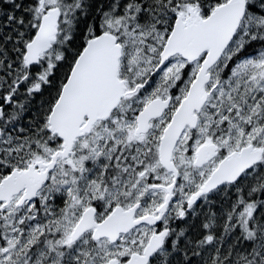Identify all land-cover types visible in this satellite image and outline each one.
<instances>
[{
	"label": "snow or ice",
	"instance_id": "6c2138e0",
	"mask_svg": "<svg viewBox=\"0 0 264 264\" xmlns=\"http://www.w3.org/2000/svg\"><path fill=\"white\" fill-rule=\"evenodd\" d=\"M0 264H264V0H0Z\"/></svg>",
	"mask_w": 264,
	"mask_h": 264
}]
</instances>
